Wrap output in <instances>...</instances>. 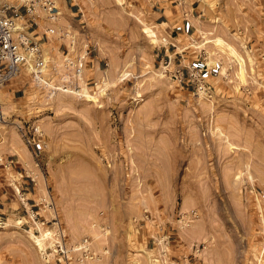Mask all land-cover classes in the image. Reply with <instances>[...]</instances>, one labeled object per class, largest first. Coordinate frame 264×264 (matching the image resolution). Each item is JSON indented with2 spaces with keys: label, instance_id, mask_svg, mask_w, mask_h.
Segmentation results:
<instances>
[{
  "label": "rangeland",
  "instance_id": "1",
  "mask_svg": "<svg viewBox=\"0 0 264 264\" xmlns=\"http://www.w3.org/2000/svg\"><path fill=\"white\" fill-rule=\"evenodd\" d=\"M69 1L38 36L61 69L89 43L97 100L30 70L2 90L0 264H264V0ZM190 66L216 67L208 92Z\"/></svg>",
  "mask_w": 264,
  "mask_h": 264
},
{
  "label": "built area",
  "instance_id": "2",
  "mask_svg": "<svg viewBox=\"0 0 264 264\" xmlns=\"http://www.w3.org/2000/svg\"><path fill=\"white\" fill-rule=\"evenodd\" d=\"M57 2L58 0H0V96L4 88L19 78L24 71L28 72V70H31L30 75L34 82L39 83L41 88L49 90H51V85L56 88L63 86L71 90L79 89V70H82L85 84L91 89L90 83L86 79L87 60L91 56L89 43L79 47V40L77 39V46L75 50H72L68 42L63 40L66 51L58 50L63 57L61 59L62 64H64L62 69L59 62L56 61L58 58L55 54L44 46V38L50 39L49 33L54 31L53 26L61 18L60 6ZM68 4H70L71 9L78 7L79 11L82 10L74 0H70L67 2ZM42 23L49 24L50 28H47L50 32L48 33L45 30L40 38L38 31ZM169 46L174 45L170 43ZM168 59L172 63V57L169 56ZM165 63L169 65V62L165 61ZM168 67L164 68L167 69ZM186 69L188 82L199 92H208L204 73L211 74L216 67L211 72H208L207 67L202 69L190 66L186 67ZM171 76L180 83H185V74L182 69H175L174 72H171ZM54 79L56 80L54 81ZM94 85L98 87L99 81H96ZM5 120L6 114L3 109V102L0 100V124ZM53 235L57 238V243L52 248L54 253L66 257L69 250L64 247L56 233H53ZM89 243V240H85L83 245L75 247L74 251L72 250V252L78 253L77 260L79 262L87 258H95L94 255H91L92 249L91 246H88ZM59 264H73V262L64 258V261ZM97 264L108 263L98 261Z\"/></svg>",
  "mask_w": 264,
  "mask_h": 264
},
{
  "label": "bare ground",
  "instance_id": "3",
  "mask_svg": "<svg viewBox=\"0 0 264 264\" xmlns=\"http://www.w3.org/2000/svg\"><path fill=\"white\" fill-rule=\"evenodd\" d=\"M163 41H167L166 39H164ZM217 43H218V45H224V43L222 42V40H220V39H218L217 40ZM223 47V46H222ZM232 52H233V50H231ZM231 52V53H232ZM233 54V53H232ZM172 57V56H171ZM240 61V65H241V71L243 72V70H244V61L240 58L239 59ZM75 67H76V65H75ZM164 70H165V68H163ZM31 71V70H30ZM165 72V71H164ZM79 77H80V88L79 89H77V90H71L70 88H64V87H61V88H56V89H60V91H65V92H68V93H70V94H74V95H76V96H78V97H85L88 101H96L97 99V97L96 96H93L92 94H90V92L87 90L88 88H87V86H86V84H85V80H84V78H83V74H82V70H79ZM85 88V89H84ZM87 88V89H86ZM83 91V92H82ZM200 92H204V91H200ZM3 109H4V105H3ZM5 111V110H4ZM5 122V121H4ZM3 122V123H4ZM51 235H52V233H51ZM34 238V240L36 241V243L38 244V246H40V248H42V250H44L45 248H44V245H43V239H44V236L42 237V238H38V237H33ZM54 238H55V244H54V246L56 245V243H57V238L54 236ZM85 242V240L82 242V244L81 245H83V243ZM90 242V241H89ZM88 246H91V249H92V244H91V242L88 244ZM77 247V246H76ZM79 247V246H78ZM47 251V250H46ZM46 251H44V252H46ZM50 255H52V254H50ZM88 260L90 259H92V258H87ZM97 259V258H96ZM92 260H95V258H93Z\"/></svg>",
  "mask_w": 264,
  "mask_h": 264
},
{
  "label": "crops",
  "instance_id": "4",
  "mask_svg": "<svg viewBox=\"0 0 264 264\" xmlns=\"http://www.w3.org/2000/svg\"><path fill=\"white\" fill-rule=\"evenodd\" d=\"M193 15V12H192ZM164 24H167V22H163ZM172 33H177L178 35L182 34H189L190 31H192L193 25L189 18H185L183 23L181 25H173Z\"/></svg>",
  "mask_w": 264,
  "mask_h": 264
}]
</instances>
